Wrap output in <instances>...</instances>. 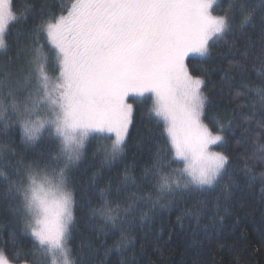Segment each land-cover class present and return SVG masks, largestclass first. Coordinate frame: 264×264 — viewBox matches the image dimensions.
<instances>
[{"label": "snow or ice", "instance_id": "1", "mask_svg": "<svg viewBox=\"0 0 264 264\" xmlns=\"http://www.w3.org/2000/svg\"><path fill=\"white\" fill-rule=\"evenodd\" d=\"M218 6V0H67L56 10L41 6L35 41L17 43L16 55L0 66V203L11 209V222L32 245L22 257L0 248V264H84L69 241L75 205L70 175L93 133L105 140L97 148L105 162L122 154L135 98L148 105L147 114L162 123L166 137L165 157L157 154L153 165L160 193L220 187L231 159L216 147L234 129H241L238 144L252 140L240 170L248 182L256 178L249 161L264 165V80L237 92L246 98L238 107H248V99L253 108L259 103V118L242 115L244 124H234L214 117V126L204 118L205 80L186 64L190 55L206 56L211 43L226 37L230 9L220 14ZM243 7L247 24L253 14ZM18 19L12 0H0V49L8 47L10 26ZM259 61L264 66V55ZM249 121L260 131L246 127ZM17 130L25 149L39 148L45 137L51 149L30 159L18 154ZM260 179L264 185V170ZM230 189L223 185L225 200ZM101 215L113 223L117 218L111 208ZM17 235L13 231L9 238Z\"/></svg>", "mask_w": 264, "mask_h": 264}, {"label": "trees", "instance_id": "2", "mask_svg": "<svg viewBox=\"0 0 264 264\" xmlns=\"http://www.w3.org/2000/svg\"><path fill=\"white\" fill-rule=\"evenodd\" d=\"M45 3L56 10L67 0H12L19 19L10 26L8 47L0 49V66L16 55L17 43L35 41L33 29ZM218 5L217 13L230 9L226 37L210 42L206 56L186 58V64L192 74L205 80L206 122L215 126L213 118L217 117L244 124L242 115H261L259 103L253 108L251 99L248 107H238L246 98L237 97V92H247L248 85L264 80L259 61L264 55V0H218ZM241 5L243 12L253 14L247 24H242ZM135 99L122 154L105 162L102 151H97L105 140L93 133L71 172L75 205L69 241L74 253L84 258V264H264V185L260 179L264 165L249 161L256 176L250 182L240 170L243 157L252 152L251 138L240 145L241 129L225 132V142L216 150L228 155L231 163L220 187L162 194L153 165L157 154L162 161L165 157L166 137L162 123L147 114L148 105L142 98ZM245 126L260 131L255 122ZM13 140L16 152L29 159L52 147L45 137L39 148L25 149L18 130ZM224 184L231 185L228 200ZM108 208L117 214L115 223L101 215ZM0 209V248L6 247L9 257L17 252L22 257L32 246L31 238L11 222L10 208L0 203ZM13 231L18 233L14 240L9 238Z\"/></svg>", "mask_w": 264, "mask_h": 264}, {"label": "rangeland", "instance_id": "3", "mask_svg": "<svg viewBox=\"0 0 264 264\" xmlns=\"http://www.w3.org/2000/svg\"><path fill=\"white\" fill-rule=\"evenodd\" d=\"M191 56H194V57H200V58L204 57V56H199V55H195V54H192V55H190L189 57H191Z\"/></svg>", "mask_w": 264, "mask_h": 264}]
</instances>
